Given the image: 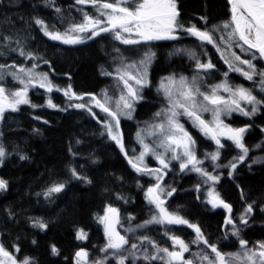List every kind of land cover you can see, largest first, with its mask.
<instances>
[{"label": "snow or ice", "instance_id": "snow-or-ice-1", "mask_svg": "<svg viewBox=\"0 0 264 264\" xmlns=\"http://www.w3.org/2000/svg\"><path fill=\"white\" fill-rule=\"evenodd\" d=\"M75 3L90 5L96 9V13L90 15L81 9V22H73L63 32L46 24L42 19H35V25L50 40L59 41L65 45L82 44L105 33L111 34L114 40L124 45L178 41L182 36H189L198 41L197 47L210 45L215 48L228 69L224 72V79L220 83L211 86L207 91H202L203 80L200 73H209L216 68L215 64L210 59L207 62H201L195 49H177L178 53L186 54L196 62L197 74L191 79L183 75L177 77L175 74L162 78L158 92L164 97L166 106L155 113V116L159 118L158 122L151 124L146 132L145 130L137 132V142L141 146V151L138 155L130 157L125 149L120 122L122 118H133L135 104L143 99L141 94L143 89L150 86L147 69L155 57L154 52L145 51L138 62L127 63L121 60L114 72H101L105 76H114L122 84L120 94L115 98L109 96L107 91H104L101 97H97L95 94H77L72 90L71 85L61 89L53 84L48 73L37 72L35 70L37 65L23 67L15 64H0V120L3 119L6 111L17 112L21 105L37 107L29 99L30 89H44L47 93L62 91L70 102L68 108L88 112L102 125L104 131L101 134H106L107 138L119 147L132 169L138 174L153 177L156 181L145 192V199L151 206L149 219L135 226L130 225L125 229V233H135L149 225L164 226V235L171 241V246L161 247L146 235L135 237L137 242H130L126 234L122 235L117 230L118 226L122 227L119 210L108 206L104 215L97 217L99 223L103 225L106 236V244L100 249L105 256L91 261V264H105L109 254L115 258L116 264H135L137 260H142L145 264H153L156 261L162 264H264V241H258L250 246L249 241L241 236L243 228L249 226L255 208L259 207L260 211L264 212V205H257L255 201L246 203L239 217L234 218L232 205L225 202L214 187L221 177L219 174H213L216 169L224 168L228 169V176L232 177L239 165L248 159L250 151L244 143V137L252 125L231 127L222 117L239 113L251 119L264 107V96L258 98L253 88L233 85L228 81L229 72L239 73L245 80L252 81L254 85L258 84L260 93H264V69H258L257 64L253 62L264 60V0H228L230 21L219 27L203 29L195 24L186 26L181 22L178 0H75ZM55 11L60 13L61 9L56 8ZM200 19L207 25L206 17H200ZM216 33L220 35L217 37ZM233 48H238L250 58L242 57L233 51ZM13 51H18L20 56L29 60L35 59L32 53L25 52L23 48L13 49ZM45 63L48 62L45 61ZM9 67L13 71L5 73V69ZM6 74L10 75L20 87L9 90L3 83ZM221 93H226L227 96ZM85 96H88L89 100L86 101ZM72 101L82 102L71 103ZM46 106L67 111V108L55 104L51 96L47 99ZM93 106L104 113L105 118L99 117L93 111ZM206 112L212 115L210 121L203 117V113ZM180 117H187L193 127L199 129L205 137L215 143V150L206 153L204 159L197 156L196 141L180 122ZM261 131H264V128ZM146 136L155 137V140L147 143ZM222 137L231 141L232 145L239 150L238 155L227 163L220 162L221 150L226 147L221 140ZM149 155L156 160L158 167L151 168L145 163V157ZM5 156L6 150L0 144V165L3 164ZM20 158L26 159L24 156ZM205 160L212 163L213 171L203 166ZM172 161L179 162L180 172H195L203 178L204 184L209 185L206 193L207 200L204 202L211 205L212 209L226 210L223 239L236 238L239 245L238 251L222 252L216 243H209L198 224L190 222L178 212L169 211L166 206L167 198L173 196L176 188H165L164 177L170 171ZM257 162L259 161H252V163ZM69 171L72 178L91 183L76 168H71ZM7 188V181L0 179V191H6ZM65 188V183H55L48 187L43 195L50 198L53 193H60ZM200 189L201 185L197 184L195 190L199 192ZM241 197L243 199V190H241ZM128 219L131 221L134 217ZM172 226H186L195 235L193 239L186 242L180 236L172 234ZM32 227L46 230L48 225L42 220H33ZM87 238V232L83 229L77 230V240L83 241ZM144 245H149L152 251L150 252ZM192 245L197 247L203 245V247L191 253ZM11 247L13 252H9L4 244L0 243V264H34L30 257L18 261L14 253H19L21 249L18 245ZM51 252L53 255L59 254L55 245L51 246ZM185 253H191L192 258H186ZM88 257L89 253L81 248L75 253L76 264H89Z\"/></svg>", "mask_w": 264, "mask_h": 264}, {"label": "trees", "instance_id": "trees-1", "mask_svg": "<svg viewBox=\"0 0 264 264\" xmlns=\"http://www.w3.org/2000/svg\"><path fill=\"white\" fill-rule=\"evenodd\" d=\"M67 2L73 4L71 0ZM178 5L181 22L186 26L195 24L203 29L219 27L230 21L228 0H178ZM32 11L34 10L31 8V3L27 0H0V38H10L0 39V64H15L23 67L37 65L38 72L48 73L53 84L63 89L69 85L74 90L76 87L85 90H95L99 87L102 80L98 75V68L108 61L107 57L103 56L105 50L102 52L101 46H104L105 39H113L112 36H102L99 40L74 48H60L59 44L45 35H43V41H32V31L25 26L27 18L32 16ZM200 17L207 18V25ZM216 35L219 36L218 33ZM179 41L189 43L197 40L193 37L182 36ZM168 46L170 45L124 46L117 43L111 50L114 58L107 62V64L110 63L109 71L114 72L121 60L129 63L148 50L159 53V73L170 70V68L178 70L184 63L178 61L175 64L171 63L170 66L167 64L165 52ZM20 48L27 53H32L35 59L29 60L20 56L18 51H13V49ZM139 49L142 54L137 57L136 53ZM233 51L242 57L250 58L238 48ZM211 52V62L216 66L213 75H215V84H217L224 79L223 74L228 69L215 48L211 49ZM253 62L257 64L258 69H264L259 62ZM11 71H13L11 67L5 69V73ZM228 81L233 85L253 88L258 98L264 96V93H260L258 84L254 85L252 81L245 80L239 73L229 72ZM110 87L111 83L107 84L105 89L111 91ZM41 95L46 101V95ZM65 100L60 98L59 101L66 103ZM53 101L55 102V99ZM144 106L147 108V105ZM45 120L48 126L40 123ZM226 123L232 127L252 125L245 134L244 143L249 147L252 156L256 152L257 158H261L259 162L252 163L253 159L249 157L239 165L232 177L228 176V169L222 168V173L219 174L220 181L215 184L216 191L219 192L221 198L232 205L233 217L238 218L246 203L255 201L257 205H264V160L262 161L264 159V131H261L264 128V107L251 119L233 115L226 119ZM89 131L95 132L102 141H92L93 138H90ZM102 132L99 123L88 112L80 110L58 117L43 109L25 106L17 112L4 116L0 123V144L6 150V156L3 158V164L0 165V175L4 173L6 178L11 180V186L9 193L1 199L0 211L1 220L7 227L4 246L9 252H13L12 245H18L22 250L38 253L42 264H73L69 257L76 247L74 240L76 232L83 227L89 228L95 211L108 206L117 208L122 227L135 226L149 219L150 209L144 206L140 196L135 198L132 193L126 195L117 193L120 189L118 178L131 182L132 188L142 190V192L147 186L146 180L138 177L132 169L125 165L118 151L112 146V142L102 135ZM26 134L29 136L27 139L21 137ZM81 138L85 141V145H78ZM17 142L22 143L32 154V159L28 163L15 165L12 161L14 144ZM225 145V149L221 150L220 162L222 163H227L239 153L234 145L228 143ZM257 145L262 147L257 148ZM83 148L88 149L89 152L85 156L82 153ZM82 156L89 157L91 163L93 162V168L89 169L88 165L90 178L79 168L76 170L78 169L81 175L86 176L91 183L72 178L69 171L71 183L67 194L52 201L50 200L52 196L46 198L43 195L47 190L45 187L61 179L62 176L64 177L65 166L69 164L70 169L77 165L86 166ZM169 178L176 188L174 200H178L180 207H183L181 211L183 217L198 224L209 243H216L222 252L238 251L239 245L236 238L223 239L226 210L209 209L204 206L202 194L193 189L199 184L197 177L195 175L184 176L180 172L173 171ZM183 190L188 191L182 193ZM241 190H243V199ZM40 195L43 198H40ZM33 217L47 219L50 222L51 226L48 227L46 234L35 231L29 225L28 220ZM129 217H134V219L129 221ZM148 228L144 229L143 235L151 237L160 245H169V239L164 235L161 227ZM176 228L178 230L176 235L184 240H190L195 235L188 228L181 226ZM241 236L249 241V245L264 241V212H261L259 207L255 208L254 216L249 221V226L243 228ZM35 239H37V245H32L31 242ZM98 240L97 233L92 232L91 237L88 236L83 241L78 240V243L88 251L99 244ZM50 242H54L61 251L59 258L52 254ZM64 257L67 260H64ZM105 264H116V260L108 259ZM138 264H145V262Z\"/></svg>", "mask_w": 264, "mask_h": 264}, {"label": "rangeland", "instance_id": "rangeland-1", "mask_svg": "<svg viewBox=\"0 0 264 264\" xmlns=\"http://www.w3.org/2000/svg\"><path fill=\"white\" fill-rule=\"evenodd\" d=\"M71 1L73 2V4L67 2V0H51V1H48V0H46V1L45 0H43V1H41V0H27V2L31 3V8L34 10V11H32V16L27 18V24L25 25V26H28L32 31V41H43V35H44L43 32L40 30V28L37 25H35V22H34L35 19H42L46 24L53 26L55 29L63 32L73 22H76V23L81 22V20H82L81 9H83V11H85V12H88L90 15H94L96 13V9L91 7L90 5H78L75 3V0H71ZM56 8H60L61 12L57 13L55 11ZM18 15H19V12L17 13V16ZM20 24L21 23H19V25ZM106 35H111V34L105 33L99 37H96L95 39L87 40L85 43L77 44V45H65L59 41H53V42H55L56 44H59L61 46L60 48H64V47L65 48H67V47L74 48V47L82 46V45L87 44L89 42L91 43V42H94L96 40H99L100 37L106 36ZM218 35H220V33H218ZM103 42H104V46H101V50H102V52H103V50H105L106 53L104 52L103 56L107 57V59H108L107 62H109V59L114 58L113 52H111V50H113L115 44H117V43L122 44V43H120L119 41H116L114 39H111V40L105 39ZM152 44H169L170 46L167 47V51L165 52L167 64H169V66H170L171 63L175 64L178 61H182L184 63V65L182 67H180V69H178V70L170 68V70H167L163 73H159V71H158V62L160 60L159 53H155V57L147 69L148 80L150 81V86L145 87L143 89V91L141 93L143 96V99L135 104V111L133 112V118L132 119L122 118L121 122H120V130L123 133V142L125 145V149L128 152V155L130 157H134L135 155H138L139 152L141 151V146L137 142V135H136L137 132H139L141 130H145V132H146L151 124L158 122L159 118H157L155 116V113L158 111H161L166 106V101H165L164 97L162 96L161 93L158 92V88H159L160 81L162 80V78L175 74L177 77L183 75V76H186V77L191 79V77L193 75L197 74L196 62L194 60L190 59L188 57V55L183 54V53H178L176 50L182 49V48L195 49V51L197 52V54L200 57L201 62H207L209 59L211 60V56H212L211 49H213V47L210 45H205L202 48L197 47L198 41L185 43V42H181L179 40L178 41H154V42H150L148 44L141 43L138 45H124V44H122V45H124V46H144L145 45L146 46V45H152ZM221 47H223V45H221ZM232 50H235V48H233ZM141 51L143 53L144 49L142 48ZM141 51L139 49V51L136 53L137 57L142 54ZM204 53H207V54L205 55ZM143 55L138 57L134 61H131V62H138L143 57ZM107 62L103 63L98 68V75H99L100 79L102 80V83L99 87H97L95 90L78 89L77 87L75 90L74 89H72V90L74 92H76L77 94H95L97 97H101L103 95L104 91H107L109 96H113L114 98L118 97V95L120 94L121 88H122V84L117 79H115L114 76H105V75L101 74L102 71H109L110 63L107 64ZM131 62H129V63H131ZM35 70L38 72L37 68ZM213 72H215V71L212 70L207 74L200 73V75L202 76V80H203L202 88H201L202 91H207L211 88V86L215 85L216 78H215V75H213ZM3 83L9 90H15L17 87H20V85H18V83L15 80H13L10 75H8L4 78ZM110 83H111V87H110L111 91H109L108 89H105L107 84H110ZM61 89H63V88H61ZM41 94L46 95V101L49 98V96H51L52 100L55 99V102L53 101L55 104L59 105L62 108H67V111H60L56 108L47 107L45 98ZM221 94L227 96L226 93H221ZM60 98L66 99L65 100L66 103L59 101ZM29 99H30L31 103L37 105V107L33 108L30 105H21L20 108L25 107V106H29L33 109H43V110L50 112L51 114L58 116V117L60 115L62 117L67 116L68 114L73 113L75 110H80V109H76V108H68L67 107L70 102L68 101L67 97H65L63 95L62 91L61 92L53 91V93H47L44 89H30L29 90ZM85 100L86 101L89 100V97L85 96ZM79 102H82V101H72L71 103H79ZM144 105H147V108H145L146 106H144ZM149 106H151L152 109H150L151 107L149 108ZM142 108H144V109H142ZM80 111H83V110H80ZM93 111L96 112L98 114V116L101 117L102 119L105 118V114L100 112V110L95 108L94 106H93ZM9 113H13V112L10 110L6 111L4 116L6 114H9ZM233 115H240V114L239 113H233L231 116H233ZM231 116L222 117V118L224 119V121L226 123V119L231 117ZM240 116H242V115H240ZM203 117L209 121L212 119V115L210 112L203 113ZM243 117H245V116H243ZM246 118H248V117H246ZM179 119H180V122L182 124H184L185 129L191 134V136L196 141L195 146H196L197 156L200 159H204V155L206 153H210V152L215 150V148H216L215 143L213 141H211L210 139H208L207 137H205L199 131V129L193 127L192 122L190 120H188L187 117H180ZM2 120H0V123ZM45 121H41L40 123L42 125L48 126L49 124L45 123ZM99 125L101 126L102 130L104 131L102 125L101 124H99ZM41 130H43V129H41ZM32 134H33V132H32ZM88 134H89L90 138H93L92 141L93 140L102 141V139L99 138V136L95 132L89 131ZM105 136H106V134H105ZM21 137H24L25 139H27V137H29V136L26 134L25 136L21 135ZM153 140H155V137H147L146 136V142L147 143H152ZM221 140L225 144L226 143L232 144L231 141H227L223 137L221 138ZM20 142H17L14 144V150H13L14 152H13L12 161L14 162L15 165H20V164L26 163V162L28 163L32 159V154ZM111 142H112V146L120 154L119 156L123 160L125 165L128 166L130 169H132V167L129 165L127 159L125 158L124 154L121 153L119 147L115 144V142H113V141H111ZM78 145H85V141H82V138H81V140L78 141ZM82 153L85 156L86 153H89L88 149L85 150V148H83ZM21 156L26 157V159H21L20 158ZM84 156H82V159L84 162H86V166L82 165V167H80L79 165H77L75 168H79L82 172H84V174L86 176H88V178H90L89 177L90 174L88 171H89L90 167L93 168L94 165L92 164L93 162L91 163V159H89V157H84ZM249 157L251 158V160L252 159L257 160V161L261 160L260 157L257 158L256 152H255L254 156H252L251 152H249L248 158ZM263 160L264 159H262V161ZM145 163L151 168L158 167L156 160L150 155L145 157ZM88 165H89V169H88ZM203 166L205 168H207L209 171H213L212 163L210 161L205 160ZM65 167L66 168H65L64 177L62 176L61 179L55 180L54 182H51L50 184H48L45 187V188H48V187L52 186L53 184L60 183V182H63L66 184V188L62 192L52 194V198L50 199L51 201L56 200L57 198L59 199L62 196H65L69 190V186L71 183V179L69 178V175H68L70 166L68 164ZM77 171L79 172L78 169H77ZM132 171L135 172L133 169H132ZM173 171L180 172L178 161H172V164L170 166V171H168V174L164 177L165 188L174 187L173 181L169 178L170 173ZM221 171H222V168L216 169L213 174H220ZM180 173H182V172H180ZM182 174L184 176L195 175L197 177V181L201 185V189L198 193H201L203 196V204L205 207L212 209L211 205L204 202L207 200L206 193L208 191L209 185L204 184L203 178L195 172H187V173H182ZM136 175L138 177L146 180L147 186L143 190V192H142V190H137V189L135 190L134 188H132V185L130 184L131 182L126 181L125 179H119L118 178L117 180L120 183V189H119V191H117V193H122L123 195L132 193L135 198L140 196L141 201L143 202V204H145L144 206H147L150 209L151 206L147 203V201L145 199V192H146V189L149 186H152L153 184H155L156 181L153 177L141 175L138 173H136ZM0 179L6 180L7 184H8V188L6 191H0V202H1V199L4 196H6V194L9 193L10 186H11V180L6 178L4 173H2V175H0ZM122 183L125 185H123ZM127 186H129V187L127 188ZM193 189H196V188H193ZM215 190H216V188H215ZM187 191L183 190L182 193H186ZM174 195H175V193L173 194L172 197L167 198L166 206L168 207L169 211L178 212L181 216H183L181 213V211L183 210L182 209L183 207H180L178 200L177 201L174 200ZM40 198H43V196L40 195ZM0 209H1V206H0ZM105 211H106V208L103 209V207L99 211H95L92 215L89 228L83 227V230L85 232H87L88 236L91 237L92 232L94 234L97 233V239H99L98 240L99 244H97L93 249H91L92 251L91 250L87 251L86 249L83 248L84 250H86L89 253V257H88L89 264H91V261L99 260L105 256V253L101 252L100 249H102L106 244V236L104 233L103 225L100 224L98 219H97V217L103 216ZM149 216H150V213H149ZM33 220H42L43 222H45L48 225V227L51 226L50 222L47 219H42L40 217L39 218H37V217L30 218L28 220L30 222V224H29L30 226H32ZM153 226H159L163 229L162 231H165V227L160 226V225H149L148 227L152 228ZM48 227L46 230H41L39 228H34V227H33V229L35 231L40 232V233L46 234L48 232ZM176 227H180V226H172V234L176 235V233L178 231ZM181 227L187 228L186 226H181ZM127 228L128 227L118 226L117 230L120 231L122 235L126 234L129 237L130 242H137L135 237L141 236L145 232V230H144L145 228H144V229L137 230L135 233H125V229H127ZM6 232H7V227L5 226V224H3L2 220H1V211H0V243H3L4 245H5L4 242H5ZM191 239H193V237ZM74 240H75L76 247H74V249L72 250V253L70 254V257H69L71 263H73V264L76 261V258H75L76 251H78L82 248L79 245L78 240L75 239V237H74ZM190 240H185V241L187 242ZM34 241H35V243H33V241H32L31 244L37 245V239H35ZM168 242H169V245H167V246L166 245H160V244L159 245L161 247H170L171 241L169 240ZM52 245H55L54 242H50V250H51ZM250 246H252V245H250ZM144 247L149 248L150 252L152 251V249L149 245H144ZM199 247H203V245H201ZM199 247H197L196 245H192L191 246V253H195V252L199 251ZM234 252H236V251H234ZM60 253H61V251L59 250V254L55 255V256L57 258H59ZM191 253H185V257L186 258H192ZM14 255L18 261L23 260L25 257H30L34 261V264H42L38 253L36 254L34 252H29L27 250L21 249V251L19 253H14ZM112 258L115 260V258L109 254L108 259L110 260ZM64 260H67V258L64 257ZM140 262H143V261L137 260L135 262V264H138ZM153 263L162 264V262H160V261H156Z\"/></svg>", "mask_w": 264, "mask_h": 264}, {"label": "water", "instance_id": "water-1", "mask_svg": "<svg viewBox=\"0 0 264 264\" xmlns=\"http://www.w3.org/2000/svg\"><path fill=\"white\" fill-rule=\"evenodd\" d=\"M229 6H230V4H229ZM256 61L264 66V60H256Z\"/></svg>", "mask_w": 264, "mask_h": 264}]
</instances>
